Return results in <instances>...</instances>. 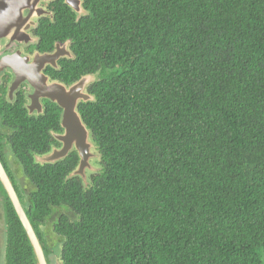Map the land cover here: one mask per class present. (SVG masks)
Here are the masks:
<instances>
[{
  "label": "trees",
  "instance_id": "16d2710c",
  "mask_svg": "<svg viewBox=\"0 0 264 264\" xmlns=\"http://www.w3.org/2000/svg\"><path fill=\"white\" fill-rule=\"evenodd\" d=\"M82 7L57 0L43 36L72 41L69 82L95 77L77 108L98 154L88 184L76 150L36 161L49 116L0 101V157L7 145L22 167L14 188L49 264H264V0ZM0 194L5 264H37Z\"/></svg>",
  "mask_w": 264,
  "mask_h": 264
},
{
  "label": "flooded vegetation",
  "instance_id": "af4514ba",
  "mask_svg": "<svg viewBox=\"0 0 264 264\" xmlns=\"http://www.w3.org/2000/svg\"><path fill=\"white\" fill-rule=\"evenodd\" d=\"M56 1L24 0L21 3L22 7L19 9L15 7L10 12L17 23L0 24L3 27L0 32V101L14 105L19 103L29 117H50L54 142L47 154L55 149L60 150L63 146L56 138L57 135L65 133L62 125L64 108L57 102V98L60 93L66 94L69 88L77 83L69 82V79L62 75L66 72L63 66H71L68 61L76 59L71 51L72 41L54 40L53 44L49 45V41L43 36L46 32L44 29L55 19L53 4ZM48 46L52 48L49 49ZM84 78L86 79V76ZM0 132L8 131L1 126ZM8 153L12 156L15 169L7 158ZM2 155L5 165L1 157L0 160L5 170L7 169L12 183H17L22 188L23 185L20 184L24 177L22 167L16 160L13 150L4 145ZM16 172H19V175Z\"/></svg>",
  "mask_w": 264,
  "mask_h": 264
},
{
  "label": "water",
  "instance_id": "95a60500",
  "mask_svg": "<svg viewBox=\"0 0 264 264\" xmlns=\"http://www.w3.org/2000/svg\"><path fill=\"white\" fill-rule=\"evenodd\" d=\"M24 0H4L0 1V24H14L17 23L15 18H12L11 10L15 7H22ZM27 1V0H25ZM64 2L71 7L78 15L84 13L83 0H64ZM18 14V13H17ZM2 22V23H1ZM3 27L0 26V32ZM85 78L77 81L69 88L68 92L60 93L57 102L64 108L63 127L65 133L57 135L56 138L62 142L63 146L60 150L55 149L53 152L44 155L42 163H54L57 160L65 158L72 150L78 152L80 162L77 169L72 176L80 177L84 185L87 184L84 179L85 171L90 169V161L95 157L92 150L95 149L91 141L90 131L83 123L80 114L78 113V105L80 102H87L92 100V96L84 92ZM54 98V96H51ZM36 100V98H34ZM0 183L5 190L26 234L33 248L37 264H49L43 246L36 235V232L31 224L25 209L18 197L14 185L8 176L1 160H0ZM55 264H61L59 262Z\"/></svg>",
  "mask_w": 264,
  "mask_h": 264
},
{
  "label": "rangeland",
  "instance_id": "374dc122",
  "mask_svg": "<svg viewBox=\"0 0 264 264\" xmlns=\"http://www.w3.org/2000/svg\"><path fill=\"white\" fill-rule=\"evenodd\" d=\"M94 79H95L94 76L86 77L84 90H83L84 92L86 91V88L89 86V84L91 82H93ZM92 153L95 155V157L90 161V169L86 170L85 171V175H84V179L86 180L87 184L89 182L90 176L92 174L97 173L98 169H99L98 166H97L98 154L96 152V149H93ZM11 157L12 156L8 153L7 154V158L10 161L12 168L15 169V165H14L13 159H11ZM42 158L43 157H37L38 162L42 163ZM16 173H18V175H19V172H16ZM87 184H85V185H87ZM48 236H49V243L52 246H54V244L57 243L56 238L53 235H51V234H48ZM6 238H7V236H6V224H5V218H4V215H3L2 201H1V194H0V264H5L6 263V261H5ZM54 259L55 260L53 261V264H55L57 262L61 263L58 254H54Z\"/></svg>",
  "mask_w": 264,
  "mask_h": 264
}]
</instances>
